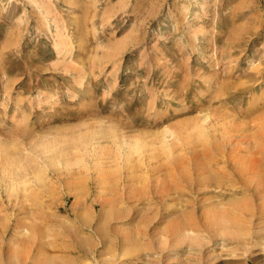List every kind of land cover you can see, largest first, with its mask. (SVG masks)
<instances>
[{
  "label": "rangeland",
  "instance_id": "obj_1",
  "mask_svg": "<svg viewBox=\"0 0 264 264\" xmlns=\"http://www.w3.org/2000/svg\"><path fill=\"white\" fill-rule=\"evenodd\" d=\"M36 1L0 0V144L13 166L38 162L41 140L70 160L85 136L107 151L100 173L93 155L44 186L0 176V264H264V212L230 206L248 197L240 163L264 174V0Z\"/></svg>",
  "mask_w": 264,
  "mask_h": 264
},
{
  "label": "bare ground",
  "instance_id": "obj_2",
  "mask_svg": "<svg viewBox=\"0 0 264 264\" xmlns=\"http://www.w3.org/2000/svg\"><path fill=\"white\" fill-rule=\"evenodd\" d=\"M27 1H29L31 4H36L37 3V1L36 0H27ZM75 1V0H74ZM79 3V2H78ZM120 3L122 4L123 3V1H120ZM207 3V2H206ZM207 5V4H206ZM55 13V12H54ZM49 14V13H48ZM51 14V13H50ZM51 16V15H50ZM53 16V15H52ZM56 16V15H55ZM58 22V21H57ZM60 23V22H59ZM59 23H58V25H59ZM58 30V29H57ZM197 30V29H196ZM199 31V30H198ZM203 30H201V32H202ZM49 32V31H48ZM58 33H60V28H59V32ZM207 33V32H206ZM205 33V34H206ZM50 34V33H49ZM56 34V33H55ZM201 34H203V33H201ZM57 35H59V34H57ZM192 36V35H191ZM202 36V35H201ZM60 37V36H59ZM196 37V36H195ZM10 38V37H9ZM202 38V37H201ZM205 37H203V39H204ZM61 39H63V35H62V38H60V41L61 42H63L64 40H61ZM192 39V38H191ZM196 39H197V37H196ZM205 40V39H204ZM206 40H208V39H206ZM205 40V41H206ZM59 41V40H58ZM192 41V40H191ZM197 41V40H196ZM211 41H213V40H211ZM65 42V41H64ZM59 44H61V47H59V51L60 52H64V51H69V47L68 48H65L66 46V44L64 45V43H59ZM57 45H58V43H57ZM195 45H197V44H195ZM71 49V48H70ZM239 57V56H238ZM239 59V58H238ZM81 76H82V74H81ZM78 83V82H77ZM254 120V119H253ZM195 128V127H194ZM166 129V128H165ZM165 129H163V131H165ZM90 130V129H89ZM88 130V131H89ZM192 130V129H191ZM197 130H200V129H198L197 128ZM86 131L87 130H85V131H82V132H85L86 133ZM167 131H169L168 129L166 130V132ZM183 131V130H182ZM180 132V131H179ZM79 133V132H78ZM173 134V135H175L176 137V139H180L181 138V135H178L177 133H173V132H170V134ZM76 134H77V132H76ZM86 134H88V133H86ZM164 134H166L165 132H164ZM183 134V133H182ZM193 132H190L189 134L188 133H186V135L183 137L184 139L182 140V143L184 142V143H186V144H196L197 143V141H196V143H195V138H193ZM100 135V134H99ZM139 135V134H138ZM162 135V134H161ZM160 135V136H161ZM68 136V135H67ZM66 136V137H67ZM140 137H141V135H139ZM139 136H137L138 138H139ZM164 136V135H163ZM171 136V135H170ZM183 136V135H182ZM72 137V136H71ZM71 137H69V139L71 138ZM77 137V136H76ZM75 137V138H76ZM82 137H84V135L82 136ZM199 137H201V140L202 141H208V139L205 137V133L204 132H200V134H199ZM138 138H136V140H135V142H133L132 144H129L131 147H133V145L135 146V145H137L138 143H139V139ZM43 139V138H42ZM68 139V140H69ZM99 139V138H98ZM101 139V138H100ZM163 140L165 139V137H163L162 138ZM175 139V140H176ZM223 139L225 140V142L227 141V140H229V138H227V137H223ZM65 140V139H64ZM67 140V139H66ZM71 140H74L73 138L71 139ZM79 140V143H77V146H76V148H75V150L79 153V155H80V157H79V159H78V161H80V162H78V161H76V160H70L67 156H66V154H67V152H66V142L65 141H63V143L61 142V141H57L56 143L54 142L53 144H51V143H48V142H44V140H43V142H42V140H41V145H39V146H37L36 148H39V150H35L34 151V153H36V158H38V162H36L35 164H34V162H32L33 164L32 165H34V166H32L31 164L29 165V164H24V165H20V164H18V165H14L13 166V164H10V161L11 162H13L12 161V159L10 158H8V156H7V149H6V147L5 146H2L1 144H0V176H2V177H11V179L13 178L14 179V176L16 177V175H19L21 172H26V173H28V174H30V173H32V175L36 178L35 180L37 181H35L36 183H38V182H40V184L42 185V186H44L45 184L44 183H46V181L48 180L46 177H43L44 175H46V171L47 170H52V171H56L57 173L59 172V173H61L62 175L63 174H70L72 171H73V169H75V166L76 167H85V165H86V161L88 162V160H89V158L91 157V156H93V155H97L98 156V158H97V160H95V164L93 165V167H94V169L98 172V173H100V172H102V170H103V161H104V159H103V155L105 156V151H107L106 150V146H104V145H102V146H100V144H102L101 142H99L100 144H99V146L98 145H96L95 146V148H94V145L95 144H98V142H96L95 141V137H93V136H85V138L84 139H81V138H79L78 139ZM171 140V139H170ZM181 140V139H180ZM111 141V140H110ZM125 141V140H124ZM133 141V140H132ZM172 141V140H171ZM177 141V140H176ZM127 141H125V143H126ZM164 142V141H163ZM165 142H167V141H165ZM230 141H228L227 142V144L229 143ZM4 143V142H3ZM168 143V142H167ZM172 143V142H171ZM51 144V145H50ZM58 144H59V146H58ZM68 144V143H67ZM166 144V143H165ZM165 144H163V145H165ZM200 144V143H199ZM63 146V147H61V146ZM127 146H129L128 144H126ZM168 145V144H167ZM182 145V144H181ZM185 145V144H184ZM197 145V144H196ZM230 145V144H229ZM185 146H187V145H185ZM165 147V146H164ZM181 147V146H180ZM188 147V146H187ZM226 147V146H225ZM134 148V147H133ZM168 148V147H167ZM135 149V148H134ZM139 149V148H138ZM140 150V149H139ZM172 150V149H171ZM38 151L40 152V153H38ZM191 151V150H190ZM11 152V151H10ZM170 152V151H169ZM107 153V152H106ZM11 154V153H10ZM9 154V155H10ZM33 154V153H32ZM182 154V153H181ZM172 156V155H171ZM169 157L168 159L170 160V161H174L172 158H173V156L172 157ZM175 156V155H174ZM194 156V155H193ZM107 157V156H106ZM94 158V157H93ZM92 158V159H93ZM175 158V157H174ZM183 158V157H182ZM192 159H194V158H192ZM185 160V159H184ZM188 161V160H187ZM186 161V162H187ZM16 162H14V164H15ZM89 163V162H88ZM17 164V163H16ZM181 164V163H180ZM180 164H179V168L178 167H176L174 170H177L178 171V175H179V178H180V181L182 180V179H184L185 180V177H182V175L180 174V173H182L183 171H184V167H181L180 166ZM260 164H261V162L258 160V159H254V160H251V161H248V160H246L245 162H243V163H240L239 165H241V167L242 168H240V170H241V173L240 174H242V178H243V180H244V182H243V184H244V187L246 188V192H245V195H247L248 197H240L238 200H236V201H234V202H231L230 203V206L231 207H233L235 210H238V212L240 211L241 212V214H243V216L244 215H249L251 212H253L254 211V208H256V209H258V210H260V211H262V212H264V188H263V181H264V174H261L260 172ZM185 165H186V163H185ZM104 166H105V164H104ZM106 167V166H105ZM169 168V170L172 172V166H171V168L170 167H168ZM226 169V168H225ZM173 173V172H172ZM27 174V175H28ZM192 175V174H191ZM217 175H218V173H217ZM52 176V175H51ZM219 177V176H218ZM31 178V177H30ZM101 178V177H100ZM210 178H212V177H210L209 175H203L202 177H201V181H205L206 182V180H209ZM223 178V177H222ZM225 178V177H224ZM218 179H220V177L218 178ZM226 179H227V177H226ZM228 179H229V177H228ZM233 179V178H232ZM238 179V178H237ZM18 180V179H17ZM222 180V179H221ZM33 181V180H32ZM200 181V182H201ZM219 181V180H218ZM230 181V180H229ZM12 182V181H11ZM188 182H189V180H188ZM187 182V183H188ZM232 182V181H231ZM14 183V182H13ZM230 183V182H229ZM33 184H34V182H33ZM75 184V183H74ZM103 184V183H102ZM101 184V185H102ZM173 184V183H172ZM13 185V184H12ZM12 185H10L9 187H11V189H12ZM18 185V184H17ZM219 185V184H218ZM217 185V186H218ZM221 185V184H220ZM232 185V184H231ZM40 186V185H39ZM178 186V185H177ZM227 186V185H226ZM18 187V186H17ZM175 187V186H174ZM179 187V186H178ZM229 187V186H228ZM227 187V188H228ZM170 187H169V184H166L165 185V190L166 189H169ZM176 188V187H175ZM218 188V187H217ZM226 188V189H227ZM230 188V187H229ZM10 189V190H11ZM67 190H68V192L69 193H71V195L72 194H74L75 196H76V199H75V201L73 202V206H76L77 204H79V200H80V198L87 192L86 191V188H85V186H84V184L82 183V181H80L79 183H77L76 184V187L75 188H70V187H68V188H66ZM101 188H100V184H97V196H98V198L100 197V193H101V190H100ZM163 189V188H162ZM244 189V188H243ZM9 191V190H8ZM169 191V190H168ZM166 192V191H165ZM243 192V191H242ZM87 194V193H86ZM256 197L257 198V202H258V206L256 205V206H253L251 203H250V199H251V197ZM176 197V196H175ZM83 198V197H82ZM171 200H173V198H170ZM234 209H232L233 210V213L234 212H237V211H234ZM30 211V210H29ZM113 211V210H112ZM115 213H116V211H114ZM119 213V212H118ZM232 213V212H231ZM252 214V213H251ZM234 216H235V214H233ZM221 217V216H220ZM227 218V217H226ZM243 218V217H242ZM215 219V218H214ZM233 219V218H232ZM231 219V220H232ZM234 221V220H233ZM178 222V221H177ZM236 223V222H235ZM177 224V223H176ZM218 224H219V226L221 227V233H226V234H228L229 235V233H232V232H236V230L234 231V229L232 228V227H230V225L229 226H227V221H226V219L225 218H220L219 220H218ZM232 225H233V223H231ZM17 225H18V223H17ZM178 225V224H177ZM237 225V224H236ZM238 226V225H237ZM19 227H20V225H19ZM21 228V227H20ZM237 228V227H236ZM38 229V228H37ZM242 229V228H241ZM244 229V228H243ZM243 229H242V231H243ZM15 231V230H14ZM219 231V230H218ZM244 231H245V229H244ZM18 232L20 233V235L23 237V239H25V240H27V241H31V240H35L36 241V236L37 235H35L36 234V231H35V228L33 229V227H25V226H22V228L21 229H19L18 230ZM246 232V231H245ZM105 233V232H104ZM103 233V234H104ZM128 233V232H127ZM186 233V232H185ZM185 233H183V235L185 234ZM237 233V232H236ZM138 235V237H139V234H138V230H136V232H134L133 231V233L131 234H124V241H125V248L126 249H129L130 247V249H134L135 250V248L134 247H136L137 245L135 244V239L134 238H136V236ZM188 235H191V234H189V232L185 235L186 237L188 236ZM104 236V235H103ZM225 236V235H224ZM240 236V235H239ZM243 236V235H242ZM38 237V236H37ZM191 237H193V236H191ZM190 237V238H191ZM237 237H238V235H237ZM241 237V236H240ZM239 237V238H240ZM50 238V237H49ZM192 239V238H191ZM193 240H194V238H193ZM34 241V242H35ZM89 243V242H88ZM201 243V242H200ZM92 244V243H91ZM194 244H197V246L198 245H200L199 244V241L195 238V242H194ZM130 246V247H129ZM248 247V246H247ZM246 248V247H245ZM250 248V247H249ZM38 249V248H37ZM90 249V248H89ZM124 249V248H123ZM198 250V249H197ZM126 251V250H125ZM130 251V250H129ZM201 252V251H200ZM128 253H130V252H128ZM124 254H125V252H124ZM200 254V253H199ZM199 256V255H198ZM29 259V258H28ZM37 259V258H36ZM50 260H53V259H50V257H46V262H50ZM55 260V259H54ZM33 261V260H32ZM31 261V262H32ZM59 261V260H58ZM19 262V260H18V257H16V256H13V257H11L10 258V263L11 264H19L18 263ZM35 263H37V261H34ZM34 262H33V264H34ZM52 262V261H51ZM50 262V263H51ZM60 262V264L62 263V261L60 260L59 261ZM53 263V262H52ZM47 264V263H46ZM113 264H115V262L113 263Z\"/></svg>",
  "mask_w": 264,
  "mask_h": 264
}]
</instances>
